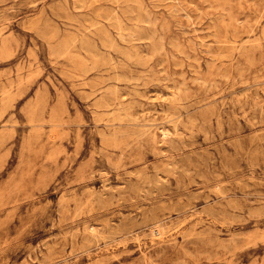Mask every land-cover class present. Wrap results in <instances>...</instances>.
<instances>
[{"label": "rangeland", "instance_id": "obj_1", "mask_svg": "<svg viewBox=\"0 0 264 264\" xmlns=\"http://www.w3.org/2000/svg\"><path fill=\"white\" fill-rule=\"evenodd\" d=\"M0 264H264V0H0Z\"/></svg>", "mask_w": 264, "mask_h": 264}, {"label": "bare ground", "instance_id": "obj_2", "mask_svg": "<svg viewBox=\"0 0 264 264\" xmlns=\"http://www.w3.org/2000/svg\"><path fill=\"white\" fill-rule=\"evenodd\" d=\"M57 5H58V4H57ZM58 6H59V5H58ZM88 19H89V18H88ZM89 20H90V19H89ZM107 23H108V22H107ZM96 26H97V25H96ZM99 26H100V25H99ZM93 27H94V26H93ZM97 27H98V26H97ZM78 35H79V34H78ZM78 37H79V36H78ZM85 40H86V39H85ZM72 45H74V44H71V46H72ZM112 47H113V45H112ZM173 170H174V169H173Z\"/></svg>", "mask_w": 264, "mask_h": 264}]
</instances>
